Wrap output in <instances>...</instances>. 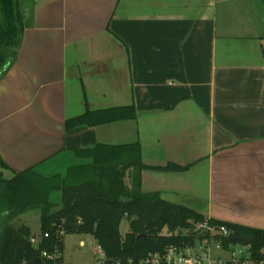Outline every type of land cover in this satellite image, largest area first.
Here are the masks:
<instances>
[{"label": "crops", "instance_id": "0c3cea01", "mask_svg": "<svg viewBox=\"0 0 264 264\" xmlns=\"http://www.w3.org/2000/svg\"><path fill=\"white\" fill-rule=\"evenodd\" d=\"M34 1L0 82L5 178L140 144L147 167H189L143 171V192L264 230V0ZM123 107L136 118L66 130Z\"/></svg>", "mask_w": 264, "mask_h": 264}, {"label": "trees", "instance_id": "16d2710c", "mask_svg": "<svg viewBox=\"0 0 264 264\" xmlns=\"http://www.w3.org/2000/svg\"><path fill=\"white\" fill-rule=\"evenodd\" d=\"M0 0V82L18 59L22 45L25 10L29 15L34 0ZM133 107L87 112L68 120L66 130L95 127L116 121L135 119ZM87 164L71 167L67 175L45 177L34 169L14 177H4L7 164L0 155V264H42L43 252L54 254L64 249L67 235H90L105 252L107 264H139L150 253L163 252L170 246H194L203 241L195 234V226L206 217L187 207L169 203L159 193L142 190L145 170L181 172L189 167H147L142 160L140 144L121 146L97 145L75 150ZM61 193V206L52 203L53 193ZM40 212L41 239L38 245L30 227L16 228L20 216ZM129 224L123 236L121 225ZM212 226H226L232 235L223 238L224 248L247 246L239 238H255L248 245L254 258L264 256V230L210 219ZM48 234L49 238L44 236ZM36 262V263H35ZM47 264H56L47 260ZM57 264H63L60 260Z\"/></svg>", "mask_w": 264, "mask_h": 264}, {"label": "built area", "instance_id": "2783aa9c", "mask_svg": "<svg viewBox=\"0 0 264 264\" xmlns=\"http://www.w3.org/2000/svg\"><path fill=\"white\" fill-rule=\"evenodd\" d=\"M210 219L205 220L195 226L194 232L198 236H203V241H197L194 246H170L163 252L150 253L139 264H264V256L260 259L254 258L248 246L244 249H236L235 246L224 248L223 238H228L232 232L226 226H212ZM44 238L48 239L46 234ZM40 242L36 237L32 243L38 245ZM214 252L218 253L214 255ZM97 254L100 256L98 264H107L108 259L102 248L99 247ZM224 255L228 257L224 258ZM42 264H47V260L57 264L59 252L54 254L43 252L40 256Z\"/></svg>", "mask_w": 264, "mask_h": 264}, {"label": "rangeland", "instance_id": "374dc122", "mask_svg": "<svg viewBox=\"0 0 264 264\" xmlns=\"http://www.w3.org/2000/svg\"><path fill=\"white\" fill-rule=\"evenodd\" d=\"M25 3V0H21V4L25 5ZM78 162H80V160H77V163ZM72 165L66 166L62 172V177L67 175V172ZM51 201L57 206V208H59L61 206V193H53L51 196ZM12 224L16 228L20 227L21 225L30 227L34 236L39 240L41 239V222L39 211L35 210L28 212L17 218ZM128 232L129 224L127 221H124L121 225V234L125 236ZM82 241L84 242V246L80 245ZM235 248L242 250L244 249V246L237 245ZM98 250L99 246L97 242L90 235H67L64 237V249L62 252H59V260L63 264H98L100 260V256L97 254ZM217 254L218 253L214 252V255ZM223 257L226 258L228 256L223 254Z\"/></svg>", "mask_w": 264, "mask_h": 264}, {"label": "water", "instance_id": "95a60500", "mask_svg": "<svg viewBox=\"0 0 264 264\" xmlns=\"http://www.w3.org/2000/svg\"><path fill=\"white\" fill-rule=\"evenodd\" d=\"M25 16L26 17L29 16V9L25 10ZM255 241H256L255 238H239L238 239V242L242 243L243 245H247V246L255 243Z\"/></svg>", "mask_w": 264, "mask_h": 264}]
</instances>
